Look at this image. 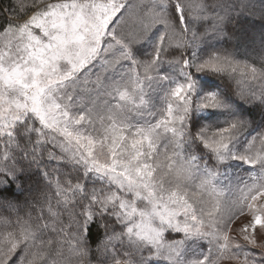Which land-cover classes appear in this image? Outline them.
I'll use <instances>...</instances> for the list:
<instances>
[{
    "label": "snow or ice",
    "instance_id": "snow-or-ice-1",
    "mask_svg": "<svg viewBox=\"0 0 264 264\" xmlns=\"http://www.w3.org/2000/svg\"><path fill=\"white\" fill-rule=\"evenodd\" d=\"M0 264H264V0H0Z\"/></svg>",
    "mask_w": 264,
    "mask_h": 264
},
{
    "label": "rangeland",
    "instance_id": "rangeland-1",
    "mask_svg": "<svg viewBox=\"0 0 264 264\" xmlns=\"http://www.w3.org/2000/svg\"><path fill=\"white\" fill-rule=\"evenodd\" d=\"M255 2H256V4H257L258 2H259L258 4H260V0H255Z\"/></svg>",
    "mask_w": 264,
    "mask_h": 264
},
{
    "label": "trees",
    "instance_id": "trees-1",
    "mask_svg": "<svg viewBox=\"0 0 264 264\" xmlns=\"http://www.w3.org/2000/svg\"><path fill=\"white\" fill-rule=\"evenodd\" d=\"M260 2H261V0H260ZM258 3H259V2H258ZM258 3H257V5H259Z\"/></svg>",
    "mask_w": 264,
    "mask_h": 264
}]
</instances>
